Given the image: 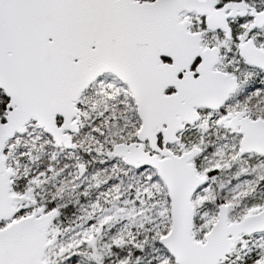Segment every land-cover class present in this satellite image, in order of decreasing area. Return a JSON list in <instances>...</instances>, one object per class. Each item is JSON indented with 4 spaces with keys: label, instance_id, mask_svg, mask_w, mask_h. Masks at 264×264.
<instances>
[{
    "label": "snow or ice",
    "instance_id": "snow-or-ice-1",
    "mask_svg": "<svg viewBox=\"0 0 264 264\" xmlns=\"http://www.w3.org/2000/svg\"><path fill=\"white\" fill-rule=\"evenodd\" d=\"M0 264H264V0H0Z\"/></svg>",
    "mask_w": 264,
    "mask_h": 264
}]
</instances>
